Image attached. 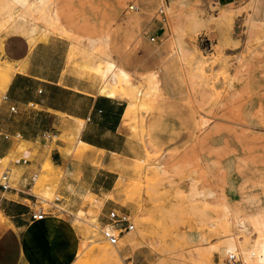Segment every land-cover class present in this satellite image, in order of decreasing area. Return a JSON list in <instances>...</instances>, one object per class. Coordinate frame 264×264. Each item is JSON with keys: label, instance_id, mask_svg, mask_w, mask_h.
<instances>
[{"label": "rangeland", "instance_id": "374dc122", "mask_svg": "<svg viewBox=\"0 0 264 264\" xmlns=\"http://www.w3.org/2000/svg\"><path fill=\"white\" fill-rule=\"evenodd\" d=\"M26 1L23 17L0 16L1 65L14 72L13 54L61 38L67 72L104 94L101 71L111 60L148 106L122 119L127 154L92 152L70 131L52 136L68 146L64 161L89 164L75 210L54 202L63 199L57 187L67 168L54 167L49 156L30 191L35 200H26L68 228L71 243L55 244L57 264L96 261L92 248L109 245L100 230L111 207L129 212L131 231L140 236L132 245L127 233L120 238L121 264H198L189 261L193 249L222 264L227 237L244 264L263 254L264 235L253 218L264 212V20L254 15L257 0ZM7 78L0 71V98ZM9 160L0 161V173ZM51 250L43 247L41 264H55Z\"/></svg>", "mask_w": 264, "mask_h": 264}, {"label": "crops", "instance_id": "0c3cea01", "mask_svg": "<svg viewBox=\"0 0 264 264\" xmlns=\"http://www.w3.org/2000/svg\"><path fill=\"white\" fill-rule=\"evenodd\" d=\"M215 1L223 6L248 0ZM256 3L254 15L264 20V0ZM63 45L61 38L51 37L36 43L29 53L25 48L11 58L16 71L0 98V134L9 135H0V161L10 157L3 171L11 183L5 190L0 185V264H41L46 244L52 247L49 255L57 264L61 258L55 244L71 243L66 240L68 228L59 219L47 212L41 220L31 219L35 205L26 202L35 200L30 191L43 158L49 156L54 167L67 168L57 187L63 199L54 202L71 210L79 206L89 164L64 161L68 146L52 136L73 132L92 152L127 154L130 148L129 138L121 130L125 101L100 94L96 83L67 72ZM102 183L104 186L106 181Z\"/></svg>", "mask_w": 264, "mask_h": 264}, {"label": "bare ground", "instance_id": "6f19581e", "mask_svg": "<svg viewBox=\"0 0 264 264\" xmlns=\"http://www.w3.org/2000/svg\"><path fill=\"white\" fill-rule=\"evenodd\" d=\"M26 3H27L26 0H0V16H4V17L7 16V17L15 18V19L21 18L25 14L24 11H21V9H23L24 6L27 5ZM256 4H255V10L257 9V6H258V4L257 5ZM26 8L27 7H25L24 9ZM222 16L225 17L227 16V14L223 12ZM16 27L22 29L25 26L24 24L16 23ZM114 68H115V64H113L111 60H107L106 66L101 71L102 76L104 78L103 83L100 85V89L102 90V92L112 97L129 102L130 107L126 108L124 116H123V118L125 119H129L133 116V108L135 107H137L138 109H142V108L145 109L147 107L146 108L147 110L148 106L144 102L145 99H142L141 95H140L141 98L139 97L138 95L139 93L136 91L135 86H134L135 83L130 79L129 74H126L127 72L124 73V71L120 72V70L114 71ZM0 71L1 73H4V75L8 76L7 80L3 84V88H5L13 72L9 70L8 65L4 66L1 64H0ZM143 94L145 96V94H148V93H143ZM83 143L87 144L86 142H83ZM227 209L226 211L228 212ZM253 218L255 222L257 223V228L259 230L258 233L260 234V236H263L264 235V212L262 213L258 212L254 214ZM235 220L237 222L239 221V219L237 218ZM124 238H125V241L129 245H132L136 240L140 238V236L139 235L136 236L135 232L130 231L126 234ZM223 246L225 250L234 251V249L236 248V244L234 242L233 237H227V239L224 241ZM254 247L256 248V250L259 251V248H258L259 245H254ZM153 249H155L154 246H153ZM91 253L94 255L96 261L90 264H121V252H120V248L116 244L115 245H110V244L105 245L104 244L100 246H95L92 248ZM188 255H189L190 262L194 261V262H197L198 264H214L211 260L210 253H206L204 251L193 249V250H189ZM261 258L262 257L259 254L256 256H249L247 258V262L251 264H259V261L261 260Z\"/></svg>", "mask_w": 264, "mask_h": 264}, {"label": "built area", "instance_id": "2783aa9c", "mask_svg": "<svg viewBox=\"0 0 264 264\" xmlns=\"http://www.w3.org/2000/svg\"><path fill=\"white\" fill-rule=\"evenodd\" d=\"M130 9H136V6L132 3L129 4ZM158 20L162 25L166 22V13L163 6L157 9ZM164 29V26L159 27V30ZM159 35H151L152 41H157ZM5 138H8V134H0ZM0 185L3 190L11 187L9 175L6 171L0 173ZM54 200H59L58 196H55ZM45 211L42 206H35L31 210L30 217L33 220H41L44 218ZM105 222L100 230L102 240L106 241L110 245H115L119 242L120 238L130 232L134 228V223L131 214L125 210H119L115 207L109 208L105 213ZM255 251H251V255H254ZM264 255V248L263 254ZM222 264H244L241 258V254L237 251H230L222 259ZM264 264V262L262 263Z\"/></svg>", "mask_w": 264, "mask_h": 264}]
</instances>
